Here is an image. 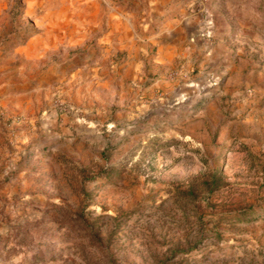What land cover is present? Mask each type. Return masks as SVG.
I'll list each match as a JSON object with an SVG mask.
<instances>
[{
	"label": "rangeland",
	"instance_id": "1",
	"mask_svg": "<svg viewBox=\"0 0 264 264\" xmlns=\"http://www.w3.org/2000/svg\"><path fill=\"white\" fill-rule=\"evenodd\" d=\"M90 1L0 0V264H264V0Z\"/></svg>",
	"mask_w": 264,
	"mask_h": 264
},
{
	"label": "crops",
	"instance_id": "2",
	"mask_svg": "<svg viewBox=\"0 0 264 264\" xmlns=\"http://www.w3.org/2000/svg\"><path fill=\"white\" fill-rule=\"evenodd\" d=\"M145 1H146V5H149L148 10H152V14L154 13V15L157 18H159L163 14L165 15L158 29L159 35L164 36V38H161L159 40L161 44V52L163 54L168 53V51L170 52L171 45L182 38L185 30H188L189 28H192L194 26L197 27L199 25V22L192 23L193 22L192 19H190L192 22H188V20L187 22L184 21L186 20V17L182 13L184 11L183 8L180 9L181 14H183L180 20H175V18L170 17L174 13L169 14V12L174 10V8H176L182 0H145ZM90 3L94 6H97L98 0H92L90 1ZM148 22H150L148 24L149 26L150 24L155 25L157 23L156 19H153L151 21L149 20ZM184 22L186 23L184 24ZM201 24H203L201 26V29L208 27V24L213 25V19L211 17L209 18L206 17V19ZM207 30L209 29L207 28ZM211 30L209 32H211ZM216 33H218L219 38H223V36L220 34L219 29H217ZM112 36H113V32L107 30L106 34L103 37L105 40H110ZM216 53L219 54L217 51L214 50V52H211L210 57L212 54H216ZM220 53H222V51H220ZM91 70H95V67H92ZM10 77L11 75L8 76L7 70H0V107L3 105L5 106L7 104H11V102H13L11 100L19 101L20 96L16 99H12L14 97L9 89V87L12 85ZM2 128L3 127L0 126V130Z\"/></svg>",
	"mask_w": 264,
	"mask_h": 264
}]
</instances>
